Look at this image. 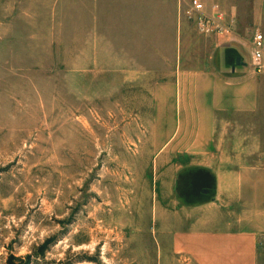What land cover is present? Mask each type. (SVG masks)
<instances>
[{
	"label": "rangeland",
	"instance_id": "1",
	"mask_svg": "<svg viewBox=\"0 0 264 264\" xmlns=\"http://www.w3.org/2000/svg\"><path fill=\"white\" fill-rule=\"evenodd\" d=\"M241 8L229 39L180 0H0V264H194L178 82L264 75Z\"/></svg>",
	"mask_w": 264,
	"mask_h": 264
},
{
	"label": "crops",
	"instance_id": "2",
	"mask_svg": "<svg viewBox=\"0 0 264 264\" xmlns=\"http://www.w3.org/2000/svg\"><path fill=\"white\" fill-rule=\"evenodd\" d=\"M162 1L177 2L136 0ZM202 1L207 9L216 5L238 21L244 4L250 25L264 30V0ZM250 59L251 54L246 67ZM206 77L192 80L197 87L190 92L183 77L178 82L182 110L171 139L182 135L187 140L175 170L192 177L188 193L196 194L189 210L195 222L184 232V249L194 264H264V75H215L212 96L204 90Z\"/></svg>",
	"mask_w": 264,
	"mask_h": 264
},
{
	"label": "built area",
	"instance_id": "3",
	"mask_svg": "<svg viewBox=\"0 0 264 264\" xmlns=\"http://www.w3.org/2000/svg\"><path fill=\"white\" fill-rule=\"evenodd\" d=\"M180 13L194 18L197 29L205 35L231 38L236 34L237 18L213 5L207 9L202 0H180ZM250 66L257 72L264 71V30L255 29L250 40Z\"/></svg>",
	"mask_w": 264,
	"mask_h": 264
},
{
	"label": "trees",
	"instance_id": "4",
	"mask_svg": "<svg viewBox=\"0 0 264 264\" xmlns=\"http://www.w3.org/2000/svg\"><path fill=\"white\" fill-rule=\"evenodd\" d=\"M27 256V258H30V255L28 254V255H26ZM15 258V256L13 255V254H11L10 256H9V258H8V260H7V263L8 264H14V259ZM29 263V261H27L25 264H28Z\"/></svg>",
	"mask_w": 264,
	"mask_h": 264
}]
</instances>
